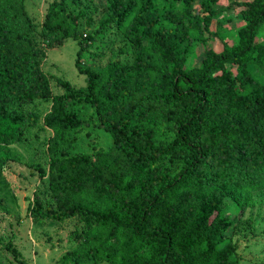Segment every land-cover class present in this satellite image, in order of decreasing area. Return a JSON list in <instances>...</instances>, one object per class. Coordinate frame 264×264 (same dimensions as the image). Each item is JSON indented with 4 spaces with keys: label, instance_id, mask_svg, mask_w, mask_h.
<instances>
[{
    "label": "trees",
    "instance_id": "1",
    "mask_svg": "<svg viewBox=\"0 0 264 264\" xmlns=\"http://www.w3.org/2000/svg\"><path fill=\"white\" fill-rule=\"evenodd\" d=\"M157 1L107 0L93 33L79 30L85 11L48 3L40 35L48 48L77 41L75 66L86 86L75 88L43 71L25 0H0V166L25 123L38 124L23 106L50 99L41 170L49 195H34L27 209L36 223L76 219V245L60 264L240 263L227 231L264 189V42L256 41L264 0H230L242 7L237 42L206 49L191 67L189 53L210 31L220 0H162L163 11ZM108 28L131 45V62L84 66L81 53ZM81 98L96 120L67 110ZM91 125L108 132L112 146L70 154L69 131ZM229 202L236 215H227Z\"/></svg>",
    "mask_w": 264,
    "mask_h": 264
},
{
    "label": "rangeland",
    "instance_id": "2",
    "mask_svg": "<svg viewBox=\"0 0 264 264\" xmlns=\"http://www.w3.org/2000/svg\"><path fill=\"white\" fill-rule=\"evenodd\" d=\"M51 1L25 0L26 10L36 25L32 35L40 51L41 67L44 72L67 80L75 88H85V75L79 73L75 66L77 41L66 38L63 44L48 48L41 38L43 16ZM229 1L218 2L222 10L211 21L210 31H205L204 41L193 45L186 66L197 65L206 49L220 51L237 42V29L243 24L242 7H229ZM65 3L69 11L86 12L85 17L79 20V30L83 33L94 32L107 6V0H65ZM157 5L161 11L166 8L162 0L157 1ZM256 41L264 42V24L256 35ZM132 56L131 45L108 28L96 35V40L81 53V60L84 66L97 70L115 59L131 62ZM50 87L53 94L63 92L54 80H50ZM50 105V99H37L23 106L25 111L37 117L38 124L25 123L23 140L9 145L10 159L0 166V264H60V256L76 245L71 238L76 219L36 223L27 209L34 195L43 201L49 195L47 178L46 175L41 176V170L48 167L47 143L52 131L43 126L42 119ZM67 110L82 119L96 120L94 109L82 98L74 99ZM112 144L108 132L92 125L84 127L81 132L70 130L64 140V147L70 154L94 153L99 148L109 149ZM254 197V205L245 210L236 227L227 231L237 245L239 264H264V189L256 192ZM228 205L227 215H236L233 205L230 202ZM9 243L20 252L17 258L8 250Z\"/></svg>",
    "mask_w": 264,
    "mask_h": 264
}]
</instances>
